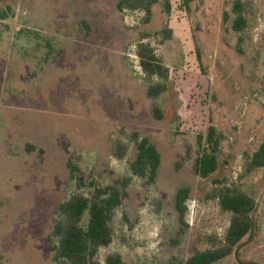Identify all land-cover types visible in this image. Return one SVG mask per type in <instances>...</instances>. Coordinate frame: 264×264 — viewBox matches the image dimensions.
Returning a JSON list of instances; mask_svg holds the SVG:
<instances>
[{
  "label": "rangeland",
  "instance_id": "374dc122",
  "mask_svg": "<svg viewBox=\"0 0 264 264\" xmlns=\"http://www.w3.org/2000/svg\"><path fill=\"white\" fill-rule=\"evenodd\" d=\"M169 1V13L158 0L149 15L119 11L117 0H0V264H54V211L91 194L93 183L121 186L132 176L100 264L112 253L128 264H167L221 242L232 216L213 198L221 186L264 206V167L244 170L245 154L264 141V0H246L242 32L232 28L234 0H191L189 9ZM140 42L169 68L157 99L147 95ZM210 114L220 166L202 178L193 166ZM136 133L162 154L154 183L130 170ZM120 141L124 158L115 154ZM70 160L83 181L72 179ZM186 186L182 225L175 201Z\"/></svg>",
  "mask_w": 264,
  "mask_h": 264
},
{
  "label": "trees",
  "instance_id": "16d2710c",
  "mask_svg": "<svg viewBox=\"0 0 264 264\" xmlns=\"http://www.w3.org/2000/svg\"><path fill=\"white\" fill-rule=\"evenodd\" d=\"M191 0H183L182 8L189 9ZM158 0H117V9L144 8L149 15L152 6ZM166 11L169 13L172 4L169 0L165 2ZM232 12L235 18L232 28L237 32L244 31L248 26L247 2L246 0H234ZM225 21L231 17L226 12ZM7 17L6 10L0 11V18ZM171 30L167 32V38L171 37ZM243 38L240 39V43ZM240 50V49H239ZM241 51V50H240ZM137 54L140 65L149 81L147 95L152 99L159 98L168 90L166 80L169 68L157 56L154 47L150 43L140 42ZM160 78L155 82L154 78ZM157 119L163 118V111L158 104L152 108ZM208 126L205 132L198 134V152L194 160V172L202 178H208L214 174L220 166L219 153L221 151L222 138L214 124L211 114L208 117ZM136 143V155L129 162V167L134 176L147 179L148 183H154L158 177L162 164V154L148 136L134 134ZM29 150L35 146L29 145ZM128 152V145L121 141L117 143L115 154L124 158ZM246 173H252L258 168L264 167V141L253 153L245 154ZM72 179L83 181L79 176L80 169L73 161H69ZM132 177V176H131ZM126 177L121 186H101L92 184L94 190L91 194L76 193L69 199L63 201L54 211V224L52 236L58 238L55 245L54 264H100L99 251L109 246L114 239V228L112 226L116 210L123 205V189L131 184L132 178ZM191 196V188L186 186L178 190L176 194V208L180 214L182 225H186L187 200ZM213 198H217L222 209L226 212H235V218L231 221L220 247L214 245L211 248L200 250L185 260H172L167 264H215L221 259L228 257L231 253L234 241V231H237V240L249 229L251 213L256 206V200L240 187L224 185L219 187ZM106 264H128L120 253L107 255Z\"/></svg>",
  "mask_w": 264,
  "mask_h": 264
},
{
  "label": "flooded vegetation",
  "instance_id": "af4514ba",
  "mask_svg": "<svg viewBox=\"0 0 264 264\" xmlns=\"http://www.w3.org/2000/svg\"><path fill=\"white\" fill-rule=\"evenodd\" d=\"M256 207H254L251 213L248 231L237 240V231L235 230L233 238L236 243L233 245L230 255L216 263L229 258L231 264H264V206H259L258 210H256ZM231 215L232 221L235 218V212H232ZM254 217L255 228L253 238L249 244L243 245L251 236V225ZM220 245L221 242L216 244L217 247H220Z\"/></svg>",
  "mask_w": 264,
  "mask_h": 264
},
{
  "label": "water",
  "instance_id": "95a60500",
  "mask_svg": "<svg viewBox=\"0 0 264 264\" xmlns=\"http://www.w3.org/2000/svg\"><path fill=\"white\" fill-rule=\"evenodd\" d=\"M256 210H258V208H259V206H260V203L259 202H257V204H256ZM254 228H255V217H254V219L252 220V225H251V236H250V238L243 244V245H247V244H249L250 242H251V240H252V238H253V235H254Z\"/></svg>",
  "mask_w": 264,
  "mask_h": 264
}]
</instances>
